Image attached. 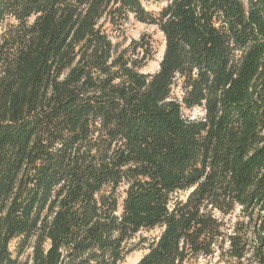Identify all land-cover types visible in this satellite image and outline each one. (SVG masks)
<instances>
[{"label": "trees", "instance_id": "1", "mask_svg": "<svg viewBox=\"0 0 264 264\" xmlns=\"http://www.w3.org/2000/svg\"><path fill=\"white\" fill-rule=\"evenodd\" d=\"M146 1L0 0V264H264V0Z\"/></svg>", "mask_w": 264, "mask_h": 264}, {"label": "rangeland", "instance_id": "2", "mask_svg": "<svg viewBox=\"0 0 264 264\" xmlns=\"http://www.w3.org/2000/svg\"><path fill=\"white\" fill-rule=\"evenodd\" d=\"M166 0H148L145 2L146 7L154 12H158L164 5H166ZM104 28L110 34L112 40L115 43L121 44L123 47L127 46L132 39H139L143 34H147L153 41L155 55L152 60L148 62L146 66L143 67L144 72L154 73L160 67V61L165 50V36L164 33L158 28L157 25L144 23L135 19L131 14L129 19L126 20L120 26L113 25L109 21L104 23ZM178 95L181 94L180 88L176 89ZM203 110L201 107H194L192 109H185V114L190 117H198L203 115ZM239 209H237L224 216L225 228L228 231H232L235 222L239 219L238 217ZM264 215V211L262 212ZM222 216V215H221ZM159 233V229L155 228L152 230H141L135 238L131 241V247L134 250L126 256L122 264H136L142 255L146 252L144 246L147 243H141L143 236L148 238L153 237ZM16 241L11 243V249L16 256ZM32 257V248L27 249L22 255L19 256V261H29ZM187 264H228L226 259L221 255L220 249L212 255H200L198 257L192 258Z\"/></svg>", "mask_w": 264, "mask_h": 264}]
</instances>
